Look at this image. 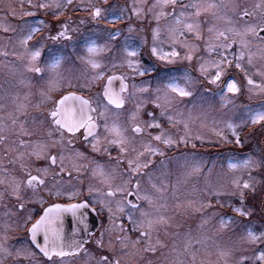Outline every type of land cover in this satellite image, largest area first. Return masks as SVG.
<instances>
[{
  "label": "snow or ice",
  "instance_id": "6c2138e0",
  "mask_svg": "<svg viewBox=\"0 0 264 264\" xmlns=\"http://www.w3.org/2000/svg\"><path fill=\"white\" fill-rule=\"evenodd\" d=\"M19 9L9 14L20 23L0 18L9 86L0 97V264H264V0H20ZM69 9L87 19L73 21ZM118 68L127 74L108 75ZM105 77L94 96L77 94ZM201 92L226 111L211 115ZM244 96L259 104L238 106ZM196 141L239 151L207 172L196 153L169 155ZM173 161L184 171L170 184ZM192 175L203 186L179 198ZM169 190L173 215L161 211ZM177 214H199L197 229L213 232H170L182 227ZM210 247L216 261L204 259Z\"/></svg>",
  "mask_w": 264,
  "mask_h": 264
},
{
  "label": "rangeland",
  "instance_id": "374dc122",
  "mask_svg": "<svg viewBox=\"0 0 264 264\" xmlns=\"http://www.w3.org/2000/svg\"><path fill=\"white\" fill-rule=\"evenodd\" d=\"M85 2H87V0H85ZM93 2H95V0H93ZM20 4V0H8V9H10L12 6L14 5H18ZM26 6V5H25ZM87 19V17H86ZM16 20L17 24L19 23L18 19H14ZM105 25H100V27H104ZM88 29V28H87ZM87 29H83L82 31L85 32V34H89L87 32ZM68 52L71 53L72 52V48H68ZM73 59H75V57H73ZM98 59H101L103 62L107 63L106 60H104L103 57H98ZM66 67H70V66H66ZM62 71H65V74H67L65 69H61ZM117 70H121L124 74H127V69L126 68H118ZM113 71L109 72V73H113ZM146 79V78H144ZM140 80V77L137 79V81ZM103 81V80H102ZM99 82V84H97L96 86L101 85V82ZM95 86V87H96ZM95 91H93V94L95 95ZM203 95L205 98H207L208 100H210L213 104H214V108L211 109V115L214 116H221L224 111L226 110H219L217 111V109L219 108V97H213L211 92H201L198 93V95ZM90 96H92L90 94ZM89 97V96H88ZM237 105L239 106L241 103L244 104H253V105H257L259 104V100L258 99H253L251 101H249L247 99V96H244L240 99H238L236 101ZM240 111L239 110H235L232 112H228L227 115L231 116L233 119H236L240 116ZM195 127V126H194ZM213 140H215V137H213ZM196 143H198V147L196 149H192L191 147L189 148H185L182 151L176 152V153H172L169 154L171 155H178L179 153H185V154H190V153H196L198 154V157L204 162L205 164V168L204 171L207 172V169L209 167H212V162L215 161L217 165L220 164L222 159H226L227 158V154L229 153V151H239L238 149L233 150V149H229V146H220L219 147V151H215L214 147L210 148L208 146H213L214 144L212 143H206L204 146H199V142L197 141ZM246 151V149H245ZM182 163V161H181ZM184 171L183 168L180 167V164L173 161L172 163V169H171V175L169 176V182L170 184H175L176 180L178 177H181V173ZM220 171L219 167H217L214 170V174L210 177V179H212L213 181H215L216 176H215V172ZM204 183V178L203 176H199V175H192L188 178L187 183H181L179 185H177V192H176V196H178L179 198L183 199V194L185 193V191L187 190H191L193 187H202ZM166 196L168 197L167 203H168V207L165 210H161L162 212H166V214L168 215H173L176 213V210L173 208V205L175 203V201L172 198V192L171 190H169V192L166 193ZM226 199V198H225ZM229 215H232L231 213H229ZM199 214H196L195 216H187V217H181L177 214V220L180 222V224L182 225L181 228H179L178 230H184L186 232H188L189 230H191L192 235L196 236L199 235L200 232L202 231L204 234H211L213 232V227L211 224L206 225L204 229L200 230L197 229V225L200 223L199 219H198ZM172 230V229H171ZM219 240L220 245L226 246L228 244V237L224 236L223 239H220L219 237L217 238ZM197 247H199L197 245ZM208 251L211 253V255L205 256L204 259L205 260H209V261H216L218 259L217 255H216V249L214 247H210L208 249ZM221 264H223V262L221 261Z\"/></svg>",
  "mask_w": 264,
  "mask_h": 264
},
{
  "label": "flooded vegetation",
  "instance_id": "af4514ba",
  "mask_svg": "<svg viewBox=\"0 0 264 264\" xmlns=\"http://www.w3.org/2000/svg\"><path fill=\"white\" fill-rule=\"evenodd\" d=\"M129 2H131V0H129ZM237 2H238V3H241V4H251V3L254 2V0H237ZM25 5H26V4H25ZM14 6L16 7V10H17V11L20 10L18 5H14ZM25 7H26V6H25ZM9 13H10V9H8V0H0V18H4V17L6 16L7 19H8L10 22H12L13 24L16 23V20H14L15 18H13ZM38 15H39V13H38ZM67 15L71 16V17H72V20H73V21H76V22H78L80 19H86V17H87L86 13H83V12L73 13V12L71 11V9H69ZM40 18H41V19H46V18L43 17L42 15L40 16ZM24 19H27L30 23L35 24V20H36L35 17H26V18H24ZM19 23H20V21H19ZM100 25H104L103 22H101ZM90 26H91V25H85V26H82V30H83V29H87V28L90 27ZM0 59H3V58H0ZM8 59H11V57H9ZM113 73H115V74H117V75H120V74H122L123 72H122L121 70L114 69V72H113ZM113 73H108V75H112ZM29 75H33V74H29ZM106 78H107V77H105V79H106ZM138 78H139V77H137V79H138ZM105 79L101 82V85L99 86V88H98V86L93 87V88L91 89V91L80 90V89H75V90L77 91V94H78V95H84L86 98H87L88 96H90V94H91L92 96H94L93 91L96 90V91H95V93H96L98 90H100V89L102 88V85H103ZM140 79H144V78H141V77H140ZM4 80H5V78L2 77V76H0V97L3 96V94H4V90H5L6 88L9 87L8 85L5 84ZM33 90H34V89H33ZM117 90H118V89H117ZM28 91H29L28 88H26V87H24V86H19V92H20L21 96H23V94L26 93V92H28ZM54 95H56V96L58 97L59 94H54ZM31 99H32L33 103H35L36 100L38 99V97L33 96ZM8 103L10 104L11 101L9 100ZM49 106H50V105H49ZM129 107H130V105H129ZM101 131H103V129H101ZM13 138H14V137H13ZM196 142H197V141H196ZM197 144H198V143H197ZM213 146H215V147H214L215 151L218 152V151L220 150V149H219L220 146H218V145H213ZM185 148H186V147H184L183 145H181L180 148H179L178 150H177V149H173V151H172L171 153H169V154H172V153H176V152L182 151V150H184ZM187 148H189V147H187ZM114 154H115V153H114ZM10 158H11V157H9V159H10ZM157 159H159V158H157ZM4 163L7 165V160H5ZM8 166L10 167V165H8ZM53 202H55V201H53ZM34 207L36 208L37 211H39V205H36V206H34ZM161 210H162V209H161ZM163 210H164V209H163ZM68 220H70V217L68 218ZM124 223H125V225H126V227H127L128 225H127V221H126V220L124 221ZM104 225L107 226V221H106V220L104 221ZM89 228H90L91 232L94 234V237H95V238H99L100 231L102 230V228H101V221H100V219L97 218L95 215H93V216L91 217V222H90V224H89ZM171 231H180V230H178V229H172V230H171V229H170V232H171ZM180 232L183 233V232H186V231L181 230ZM11 235L14 236V237H19V236H23L24 234H23L22 232H14V233H12ZM161 238H164V237L162 236V234H161ZM109 239H110V237H109V235L106 233L105 236H104V243H105V245H107ZM111 239L114 241V240H115V235H112V236H111ZM94 246H95V240H93V241L88 245V247H94ZM116 247H117V249H119V245H116ZM6 264H7V262H6Z\"/></svg>",
  "mask_w": 264,
  "mask_h": 264
},
{
  "label": "water",
  "instance_id": "95a60500",
  "mask_svg": "<svg viewBox=\"0 0 264 264\" xmlns=\"http://www.w3.org/2000/svg\"><path fill=\"white\" fill-rule=\"evenodd\" d=\"M106 79H105L104 83L106 82ZM113 86H114V88L118 89L119 88V81H115Z\"/></svg>",
  "mask_w": 264,
  "mask_h": 264
},
{
  "label": "trees",
  "instance_id": "16d2710c",
  "mask_svg": "<svg viewBox=\"0 0 264 264\" xmlns=\"http://www.w3.org/2000/svg\"><path fill=\"white\" fill-rule=\"evenodd\" d=\"M242 138H243V136H242ZM225 146H229V149H233V150H236L233 146H230V145H225ZM208 147H210V148H213L214 146H208Z\"/></svg>",
  "mask_w": 264,
  "mask_h": 264
}]
</instances>
